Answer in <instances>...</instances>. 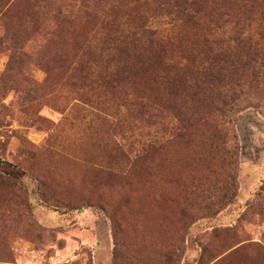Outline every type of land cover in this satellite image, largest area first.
I'll use <instances>...</instances> for the list:
<instances>
[{
	"label": "rangeland",
	"instance_id": "1",
	"mask_svg": "<svg viewBox=\"0 0 264 264\" xmlns=\"http://www.w3.org/2000/svg\"><path fill=\"white\" fill-rule=\"evenodd\" d=\"M17 4L35 16L22 49L0 41V264H264V48L246 34L253 15L205 4L197 30L209 44L176 93L149 83L152 71L128 83L119 45L195 33L174 2ZM130 98L158 103L159 116L127 133ZM173 124H191V137L149 156L150 171L127 163L135 140L168 142Z\"/></svg>",
	"mask_w": 264,
	"mask_h": 264
},
{
	"label": "trees",
	"instance_id": "2",
	"mask_svg": "<svg viewBox=\"0 0 264 264\" xmlns=\"http://www.w3.org/2000/svg\"><path fill=\"white\" fill-rule=\"evenodd\" d=\"M12 1L13 0H0V20L5 26V36L2 37L0 41L11 45L12 49L20 47L22 49L24 46V35L27 31V18L30 17L34 19L35 13H30L33 11L32 9L30 11H25L23 7H15L19 6L17 3H21V1H24L25 5L33 0H17L18 2L14 4ZM155 2L156 5L159 6L165 4L169 6L171 2H174L172 7L177 10L178 20L183 24V27H186L188 24L196 31L195 33H186V31H183L174 36H171L172 34L170 36L168 35L166 36L167 38L163 37V39L155 35V32H151L147 47H144L145 44L141 43V41L136 44L133 37L131 40L129 36L125 37L119 45L124 57L122 72L128 83H131L135 78L148 76L149 72L152 71V75H155L156 78L154 81H149V83L151 82L153 86L160 85V89L165 92L170 89L177 93L185 86L184 81H182L180 77L184 78L187 74L196 72L193 67L200 54L203 52V46L209 44V40L207 39L200 40L202 34L197 30V26H200L201 14L205 4L207 8L216 9L217 7L219 11L224 10L227 14H232L246 20L253 15L252 20L245 28L246 34L251 44L256 47L264 48V0H213L210 3L205 0H155ZM201 6L202 8H200ZM257 6L258 10H256ZM237 40L238 38L235 41L237 42ZM241 43V41L237 42V44ZM145 50H148V53H145ZM172 52L178 53L181 59L188 62V65L178 66L175 64L173 62V57L170 56ZM86 68L87 67L83 66L79 69L80 72L77 80L79 77L80 81L88 77L87 71H85ZM87 96L92 98L93 95ZM144 99L130 98L126 101L125 105H131V109H128L125 114V130L127 133H132L134 130V128H131V124L134 123V120L140 119L146 123L149 121L148 125H151L152 121L158 118L159 113L153 105L159 104L152 100L148 102ZM166 118L169 117L167 116ZM156 122H153V125H155ZM161 124L163 125L162 122L156 125L160 127ZM172 126L174 127L170 134V136L172 135V140L168 142H165L164 139L159 138V136L154 139H149L148 141L135 140V150H132L131 153H129L130 151L128 152L127 163L133 165V167L142 166V172L150 171L152 161H149V156L161 153L169 144H172L179 138L189 139L193 133L191 124L186 126L173 124ZM187 146L191 147L192 144L190 145L188 142ZM110 166L113 167L114 165L111 164ZM112 172L116 171L112 169ZM121 172L122 171H120V173ZM108 176H111L110 173H108ZM123 176L124 175H121L120 178L123 179ZM188 214L189 212L183 207L180 209L178 216L176 217V215H174L173 217L174 231L179 234L181 239L189 227L187 222L190 215Z\"/></svg>",
	"mask_w": 264,
	"mask_h": 264
}]
</instances>
